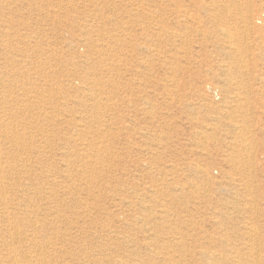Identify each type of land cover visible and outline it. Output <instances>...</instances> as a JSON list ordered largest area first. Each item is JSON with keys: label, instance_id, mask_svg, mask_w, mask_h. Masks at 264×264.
<instances>
[{"label": "rangeland", "instance_id": "1", "mask_svg": "<svg viewBox=\"0 0 264 264\" xmlns=\"http://www.w3.org/2000/svg\"><path fill=\"white\" fill-rule=\"evenodd\" d=\"M263 86L264 0H0V264H264Z\"/></svg>", "mask_w": 264, "mask_h": 264}, {"label": "bare ground", "instance_id": "2", "mask_svg": "<svg viewBox=\"0 0 264 264\" xmlns=\"http://www.w3.org/2000/svg\"><path fill=\"white\" fill-rule=\"evenodd\" d=\"M237 1V0H236ZM14 3V2H13ZM238 6V5H237ZM240 6V5H239ZM187 16V15H186ZM250 21L251 22H253L254 21V18H253V15L250 17ZM242 22H244V21H242ZM244 25V24H243ZM252 27V26H251ZM244 28H245V25H244ZM225 30V29H224ZM226 31V30H225ZM243 31H245V30H243ZM224 32V31H223ZM223 32H222V34H223ZM221 33V32H220ZM228 33V32H227ZM227 33H224V35H225V37H227V40H228V38H231L230 36L228 37V35H227ZM245 34V33H244ZM245 37H246V34L244 35ZM15 37V36H14ZM262 39V38H261ZM230 40H228V42H229ZM237 41H235V43H236ZM233 43V42H232ZM244 43V42H243ZM243 46V45H242ZM230 49V48H229ZM147 50V49H146ZM238 50V49H237ZM226 51V50H225ZM232 51V50H231ZM234 51H236V50H234ZM239 54V53H238ZM160 55V54H159ZM245 55V54H244ZM239 56V58H240V55H238ZM87 57H88V55H87ZM113 57V56H112ZM163 57V56H162ZM161 57V58H162ZM85 58V57H84ZM249 58V57H248ZM243 59V58H242ZM84 61V60H83ZM88 61V60H87ZM103 61V60H102ZM244 61V60H243ZM231 62V61H230ZM241 62V61H240ZM245 62V61H244ZM243 62H241V64L240 63H238L239 64V66H236V68L238 69L237 70V72H239V75H242V73L244 72L243 70H245L244 68L247 66L245 63L244 64H242ZM92 64V63H91ZM144 64V63H143ZM90 66V65H89ZM227 67V66H226ZM230 67V66H229ZM236 71H233V68H228L227 70H226V74L224 75V79H223V81L225 82V84H227V86H228V88H229V86H230V84H235V82H238L237 81V79H235L234 78V76H236L237 73ZM245 74L246 75H248L249 74V72L247 71V72H245ZM244 74V75H245ZM245 75V76H246ZM21 77V76H20ZM20 79V78H19ZM245 79V78H244ZM18 80V79H17ZM262 80V79H261ZM20 83H21V81H19ZM88 83V82H87ZM5 84V83H4ZM19 84V83H18ZM23 84V83H22ZM80 85V84H79ZM31 86V85H30ZM83 87V86H82ZM88 87H89V84H88ZM264 87V86H263ZM1 88V87H0ZM17 88V87H16ZM19 88H20V86H19ZM86 88V87H85ZM84 88V89H85ZM78 89V88H77ZM234 89V88H233ZM264 90V89H263ZM85 91V90H84ZM212 91H218V90H212ZM220 91V99H221V97L222 96H224V94H223V90L222 89H220L219 90ZM236 91V90H235ZM261 92V91H260ZM83 93V92H82ZM240 93V92H239ZM38 94V93H37ZM9 95V94H8ZM87 95H90V94H87ZM99 95V94H98ZM80 96V95H79ZM91 96V95H90ZM216 96L218 97L219 96V94H216ZM88 97V96H87ZM92 97V96H91ZM90 97V98H91ZM233 97V96H232ZM7 98V97H6ZM41 98V97H40ZM83 98H84V96H83ZM105 98V97H104ZM68 99V98H67ZM237 99V98H236ZM42 99H40V101H41ZM222 100V99H221ZM231 100V99H230ZM84 101V100H83ZM99 101V100H98ZM237 101V100H236ZM77 102V101H76ZM239 102V101H238ZM244 102H245V99H244ZM35 103V102H34ZM87 103V102H86ZM85 103V104H86ZM66 104V103H65ZM89 104V103H88ZM97 104V103H96ZM240 104V103H239ZM150 105V104H149ZM223 105V104H222ZM240 106V105H239ZM107 107V106H106ZM147 107H148V104H147ZM224 107V106H223ZM29 108V107H28ZM217 108V107H216ZM225 108V107H224ZM228 108V107H227ZM232 108V107H231ZM248 108V107H247ZM90 109V108H89ZM88 109V110H89ZM113 109V108H112ZM238 109V108H237ZM71 110V109H70ZM81 110V109H80ZM233 110V109H232ZM231 110V111H232ZM27 111V110H26ZM25 111V112H26ZM83 111V110H82ZM229 111V110H228ZM84 112V111H83ZM95 112H97V111H95ZM235 112H237V111H235ZM232 113V112H231ZM253 113V112H252ZM67 114V113H66ZM81 114H84V113H81ZM93 115V114H92ZM105 115V114H104ZM195 115V114H194ZM223 115V114H222ZM225 115V114H224ZM9 116V115H8ZM21 116V115H20ZM23 116V115H22ZM87 116V115H86ZM234 114H231V117L232 118H236L237 116H235ZM91 117V116H90ZM241 117H245V115L244 116H242L241 115ZM18 118V117H17ZM80 118V117H79ZM96 118V117H95ZM100 118H101V115H100ZM23 119V118H22ZM52 119H53V117H52ZM61 119V118H60ZM87 119V118H86ZM211 121H212V119H211ZM239 121H240V119H239ZM83 122V121H82ZM98 122H99V120H98ZM227 122H229V121H227ZM242 124H244L245 125V129H246V125H248L247 124V122H246V120H244V119H242L241 121H240ZM87 123V122H86ZM31 124V123H30ZM98 124H101V123H98ZM79 126V125H78ZM82 126V125H81ZM236 126H238V125H236ZM236 126L234 127V128H236ZM87 127V126H86ZM214 127V126H213ZM241 127V126H240ZM54 128V127H53ZM233 128V127H232ZM238 128H239V126H238ZM2 129V128H1ZM106 129V128H105ZM237 129V128H236ZM236 129H232V131H229V133H231V135L232 136H228V137H226V138H223L222 140H219V139H217V138H212L211 139V144L212 145H218V146H222L223 144L225 145H228L227 147H229L230 148V150H232V152L231 153H229L228 155H224V157H225V160L227 161V160H229V162L232 164V173L231 174H229V176L228 175H226L224 178L228 181V182H240L242 185L241 186H244V190H246L247 192H251V188H252V185H251V181H253V177H252V174H251V171H252V169L251 168H249L250 166L249 165H247L246 164V160H248L249 159V157L251 156L250 155V150H252V146H251V142L249 141V137H247V133H249L250 135H251V133L253 134L252 135V137H253V140H252V142L253 143H255L256 141L258 142V140H257V133H255V132H253V131H251L248 127H247V132L245 133V131L243 130V131H238V130H236ZM41 130V129H40ZM13 131H15V130H13ZM42 131V130H41ZM107 131V130H106ZM10 132V131H9ZM22 132V131H21ZM29 132V131H28ZM220 132V131H219ZM5 134V133H4ZM35 134V133H34ZM86 134V133H85ZM105 134V133H104ZM202 134V133H201ZM213 134V133H212ZM220 134V133H219ZM3 135V134H2ZM36 135V134H35ZM88 135V134H87ZM100 135V134H99ZM26 136V135H25ZM204 136V135H203ZM94 137V136H93ZM22 138V137H21ZM28 138V137H27ZM204 138V137H203ZM48 139V138H47ZM50 139V138H49ZM81 139H82V137H81ZM28 140V139H27ZM78 140V139H77ZM158 140V139H157ZM51 141V140H50ZM157 142V141H156ZM159 142V141H158ZM16 143V142H15ZM97 143V142H96ZM205 143H207V142H205ZM217 143V144H216ZM50 144V143H49ZM21 147V146H20ZM64 147V146H63ZM41 148V147H40ZM57 149V148H56ZM84 149H85V147H84ZM98 149V148H97ZM63 150V149H62ZM96 150V149H95ZM216 150H218V149H216ZM218 151H220L221 152V149L220 150H218ZM15 152H17V151H15ZM78 152V151H77ZM200 152V151H199ZM229 152V151H228ZM65 153V152H64ZM252 153V152H251ZM153 154H154V152H153ZM72 156V155H71ZM13 157V156H12ZM88 157V156H87ZM97 157V156H96ZM253 157L256 159L257 158V154H254L253 155ZM30 158V157H29ZM79 158V157H78ZM17 162V161H16ZM85 162V161H84ZM248 162V161H247ZM253 162V161H252ZM12 163V162H11ZM30 163V162H29ZM76 163V162H75ZM93 163V162H92ZM91 163V164H92ZM82 164H83V162H82ZM106 164V163H105ZM22 165V164H21ZM54 165V164H53ZM71 165V164H70ZM77 165V164H76ZM195 165V164H194ZM78 166V165H77ZM104 166V165H103ZM198 166V165H197ZM32 167V166H31ZM66 167H68V166H66ZM83 167V166H82ZM87 167V166H86ZM149 167V166H148ZM195 167V166H194ZM253 167V166H252ZM21 168V167H20ZM81 168V167H80ZM100 168V167H99ZM200 168V167H199ZM33 169V168H32ZM40 169V168H39ZM82 169V168H81ZM87 169V168H86ZM91 169V168H90ZM148 170V169H147ZM13 171H15V170H13ZM22 171V170H21ZM33 171V170H32ZM39 171V170H38ZM88 171V170H87ZM97 171V170H96ZM1 172H2V170H1ZM8 172V171H7ZM44 172V171H43ZM201 172H204V173H206L207 175H208V173L206 172V171H204V170H202ZM254 172V171H253ZM150 173V172H149ZM19 174V173H18ZM50 175V174H49ZM55 175V174H54ZM61 175V174H60ZM81 175V174H80ZM24 176V175H23ZM51 176V175H50ZM89 176V175H88ZM170 176H171V174H170ZM8 177V176H7ZM16 177V176H15ZM60 177V176H59ZM65 177H67L66 175H65ZM96 177V176H95ZM29 178H30V176H29ZM158 178V177H157ZM19 179V178H18ZM28 179V178H27ZM52 179V178H51ZM87 179V178H86ZM197 180H198V178H196ZM11 181V180H10ZM255 181V180H254ZM30 182V181H29ZM25 183V182H24ZM48 183V182H47ZM20 185V184H19ZM49 187V186H48ZM197 187V186H196ZM223 187V186H222ZM20 188V187H19ZM87 188V187H86ZM243 188V187H242ZM21 189V188H20ZM30 189V188H29ZM55 189V188H54ZM177 189H179V187L177 188ZM192 189V188H191ZM197 189V188H196ZM237 189V188H236ZM152 190V189H151ZM195 190V189H194ZM63 191V190H62ZM68 191V190H67ZM206 191V190H205ZM245 191V192H246ZM254 191V190H253ZM132 192V191H131ZM178 192V191H177ZM193 192V191H192ZM244 192V193H245ZM255 192V191H254ZM197 193V192H196ZM200 193V192H199ZM234 193V192H233ZM26 194V193H25ZM39 194V193H38ZM180 194V193H179ZM194 194V193H193ZM232 194V193H231ZM249 194V193H248ZM3 195V194H2ZM30 195V194H29ZM208 195V194H207ZM245 195V194H244ZM52 196H53V194H52ZM134 196V195H133ZM234 196V195H233ZM5 197V196H4ZM69 197V196H68ZM76 197V196H75ZM236 197V196H235ZM246 197V196H245ZM21 198V197H20ZM52 198V197H51ZM233 198V197H232ZM238 198V197H237ZM27 199V198H26ZM139 199V198H138ZM153 199V198H152ZM225 199V198H224ZM10 200V199H9ZM43 200V199H42ZM54 200V199H53ZM142 200V199H141ZM178 200V199H177ZM174 201V200H173ZM224 201V200H223ZM244 201V200H243ZM6 202V201H5ZM253 202H255V201H253ZM127 203V202H126ZM147 203V202H146ZM252 203V202H251ZM18 204V203H17ZM232 204V203H231ZM22 205V204H21ZM24 205V204H23ZM52 205V204H51ZM82 205H84V204H82ZM248 205H250V204H248ZM7 206V205H6ZM169 206V205H168ZM252 206V205H251ZM12 207V206H11ZM35 207V206H34ZM231 207V206H230ZM240 207V206H239ZM253 207V206H252ZM8 208V207H7ZM232 208V207H231ZM256 208H258V207H256ZM30 209V208H29ZM252 209V208H251ZM21 210V209H20ZM25 210V209H24ZM253 210V209H252ZM7 211V210H6ZM9 211V210H8ZM23 211V210H22ZM31 211V210H30ZM237 211V210H236ZM254 211H255V209H254ZM258 211V210H257ZM162 212V211H161ZM238 212V211H237ZM53 213V212H52ZM77 213V212H76ZM148 213V212H147ZM163 213V212H162ZM161 213V214H162ZM7 214V213H6ZM24 214V213H23ZM170 214V213H169ZM173 214V213H172ZM239 214V213H238ZM251 215V214H250ZM30 216H32V215H30ZM175 216V215H174ZM226 216V215H225ZM2 217V216H1ZM249 217V216H248ZM251 217V216H250ZM249 217V218H250ZM9 218V217H8ZM52 218V217H51ZM222 218H224V217H222ZM248 218V219H249ZM12 219V218H11ZM38 219V218H37ZM14 220V219H13ZM12 220V221H13ZM40 220V219H39ZM141 220V219H140ZM245 220V219H244ZM35 221V220H34ZM33 221V222H34ZM14 222V221H13ZM0 223H1V221H0ZM136 223V222H135ZM138 223V222H137ZM142 223H143V221H142ZM154 223V222H153ZM34 224H36V223H34ZM217 224V223H216ZM247 224H248V221H247ZM10 225V224H9ZM14 225V224H13ZM27 225V224H26ZM72 225V224H71ZM106 225V224H105ZM245 225V224H244ZM145 226V225H144ZM167 226V225H166ZM169 226V225H168ZM248 226V225H247ZM10 227V226H9ZM15 227V226H14ZM17 227V226H16ZM26 227V226H25ZM104 227H106V226H104ZM12 228V227H11ZM10 228V229H11ZM23 228V227H22ZM21 228V229H22ZM235 228V227H234ZM246 228H248V227H246ZM27 229V228H26ZM250 229V228H249ZM5 230V229H4ZM17 230V229H16ZM23 231V230H22ZM28 231V230H27ZM62 231V230H61ZM239 231V230H238ZM44 232V231H43ZM16 233V232H15ZM14 233V234H15ZM252 233V232H251ZM250 234V233H249ZM8 235V234H7ZM18 235V234H17ZM23 235V234H22ZM52 235V234H51ZM66 235V234H65ZM94 235V234H93ZM169 235V234H168ZM12 236V235H11ZM32 236H34V235H32ZM96 236V235H95ZM106 236V235H105ZM121 236V235H120ZM172 236V235H171ZM13 237V236H12ZM15 237V236H14ZM54 237V236H53ZM235 237V236H234ZM244 237V236H243ZM254 237H255V235H254ZM42 238V237H41ZM55 238V237H54ZM72 238V237H71ZM75 238V237H74ZM249 238H250V236H249ZM256 238V237H255ZM4 239V238H3ZM34 239V238H33ZM36 239V238H35ZM121 239V238H120ZM178 239V238H177ZM110 240V239H109ZM23 241V240H22ZM30 241V240H29ZM16 241H14V243H15ZM25 242V241H24ZM37 243H38V241H36ZM67 242V241H66ZM69 242V241H68ZM231 242V241H230ZM17 243V242H16ZM27 243V242H26ZM36 243V244H37ZM43 243V242H42ZM46 243H47V241H46ZM30 244V243H29ZM75 244V243H74ZM149 244V243H148ZM225 244V243H224ZM27 245V244H26ZM76 245V244H75ZM47 246V245H46ZM145 246V245H144ZM58 247V246H57ZM100 247V246H99ZM8 248H10V247H8ZM79 248V247H78ZM257 248V247H256ZM51 249V248H50ZM245 249V248H244ZM249 249V248H248ZM20 250V249H19ZM53 250V249H52ZM166 250V249H165ZM2 251V250H1ZM33 251V250H32ZM43 251V250H42ZM44 251H45V249H44ZM117 251V250H116ZM251 251H252V249H251ZM24 252V251H23ZM22 252V253H23ZM155 252V251H154ZM213 252V251H212ZM39 253V252H38ZM54 253V252H53ZM94 253V252H93ZM249 253V252H248ZM259 253V252H258ZM257 253V254H258ZM35 254V253H34ZM37 254V253H36ZM35 254V255H36ZM85 254V253H84ZM5 255V254H4ZM18 255V254H17ZM106 255V254H105ZM108 255V254H107ZM218 255V254H217ZM234 255V254H233ZM250 255V254H249ZM15 256V255H14ZM73 256V255H72ZM77 256V255H76ZM89 256V255H88ZM98 256V255H97ZM172 256V255H171ZM209 256H211V255H208V257ZM248 256V255H247ZM21 257H22V255H21ZM32 257V256H31ZM36 257H38V256H36ZM112 257V256H111ZM250 257V256H249ZM12 258V257H11ZM86 258V257H85ZM95 258V257H94ZM179 258V257H178ZM233 258V257H232ZM21 259V258H20ZM34 259V258H33ZM53 259V258H52ZM87 259V258H86ZM107 259V258H106ZM15 260V259H14ZM22 260V259H21ZM26 260V259H25ZM74 260V259H73ZM83 260V259H82ZM101 260V259H100ZM233 260V259H232ZM243 260V259H242ZM257 260V259H256ZM23 261V260H22ZM36 261V260H35ZM34 261V262H35ZM45 261V260H44ZM121 261H123V260H121ZM258 261V260H257ZM59 262V261H58ZM233 262H234V260H233ZM9 263V262H8ZM12 263H13V261H12ZM18 263V262H17ZM28 263V262H27ZM61 263V262H60ZM72 263V262H71ZM104 263V262H103ZM118 263H120V261L118 262ZM236 263V262H235ZM251 263V262H250ZM106 264V263H105ZM145 264V263H144ZM207 264H219V262H218V260L216 259V258H212V257H210V259H209V261L207 262ZM251 264H253V263H251Z\"/></svg>", "mask_w": 264, "mask_h": 264}]
</instances>
